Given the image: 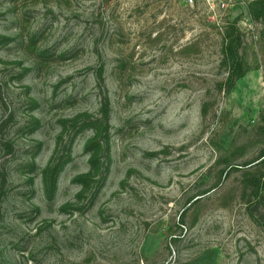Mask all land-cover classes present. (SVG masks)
Instances as JSON below:
<instances>
[{"label": "rangeland", "instance_id": "rangeland-1", "mask_svg": "<svg viewBox=\"0 0 264 264\" xmlns=\"http://www.w3.org/2000/svg\"><path fill=\"white\" fill-rule=\"evenodd\" d=\"M262 154L264 0H0V264H264Z\"/></svg>", "mask_w": 264, "mask_h": 264}, {"label": "trees", "instance_id": "trees-1", "mask_svg": "<svg viewBox=\"0 0 264 264\" xmlns=\"http://www.w3.org/2000/svg\"><path fill=\"white\" fill-rule=\"evenodd\" d=\"M236 30V28H232L229 33H226L225 41L222 47L224 61L227 62V65L229 66L227 78L229 84H232L237 78L244 74L243 65L238 52L240 43L239 33ZM234 33H236L235 36ZM263 155L264 154H262L258 159H260ZM95 161V155H92L90 163L94 165ZM261 161H264V158L257 163Z\"/></svg>", "mask_w": 264, "mask_h": 264}, {"label": "built area", "instance_id": "built-area-1", "mask_svg": "<svg viewBox=\"0 0 264 264\" xmlns=\"http://www.w3.org/2000/svg\"><path fill=\"white\" fill-rule=\"evenodd\" d=\"M184 5L187 6H193L196 4L198 1L201 3H204L205 5H215L218 3H234L237 0H180Z\"/></svg>", "mask_w": 264, "mask_h": 264}]
</instances>
